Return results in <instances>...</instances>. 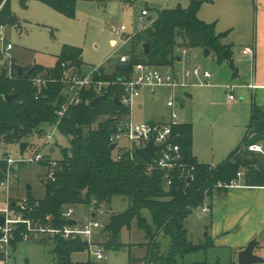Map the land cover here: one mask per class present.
<instances>
[{"label":"trees","instance_id":"trees-1","mask_svg":"<svg viewBox=\"0 0 264 264\" xmlns=\"http://www.w3.org/2000/svg\"><path fill=\"white\" fill-rule=\"evenodd\" d=\"M39 1L74 19L77 3L96 0ZM214 1L191 0L187 8L179 5L174 9L158 11L156 18L137 32L132 40L131 69L122 71L115 68L110 72L100 69L101 75H97L96 79L110 83L103 92L110 99L94 110L91 103L98 96L94 90H87L83 92L80 104L70 108L61 120L59 133L68 139L69 145L61 149L55 181H44L45 198L36 200L28 191L31 202L38 204L33 218L41 220L44 225L62 228L69 223L64 215L65 209L86 205L94 206L97 210L103 204H110L114 197H125L129 201L128 209L121 214L111 215L102 231L108 236L106 242L99 244L105 250L123 249L126 245L120 241L121 233L130 229L135 221L137 229L147 237L145 244L137 245L146 249V255L142 260L130 256L129 264H209L184 262L187 256L206 253L214 246L209 237L205 243L194 244L190 241L186 221L195 210L203 208L218 194L227 193L228 189L219 184L235 182L241 164L233 163L232 155L218 166L199 163L193 154V125L183 123L174 128V134L181 147L182 161L192 170L189 178L175 172L172 185L167 187L163 182L165 173L160 170L149 173L146 163L134 154L126 153L121 160H117L116 151L110 149V139L118 131V123L131 113L124 105L116 104L114 99H122L123 87L116 82L127 78L134 65L145 64L173 70L182 51L209 49L218 64L227 63L233 76L237 75L232 46L222 42L228 34H218L215 24L206 23L198 16L203 5ZM4 16L9 18V23L18 24V19L11 13L10 4ZM145 44L148 45L147 52L143 47ZM82 56L81 48L64 45L53 68L30 67L24 69L23 77L12 81L0 73V139L3 143L28 142L34 134L44 135L46 126L52 128L58 122V112L64 100L61 80L70 67L85 72ZM32 68L35 69L34 75L53 80L38 99L36 89L30 83L29 71ZM7 95L18 97L7 102ZM262 117L264 114L254 105L249 127ZM96 123L97 128H93ZM144 212L149 213V218ZM20 242L19 234L14 245ZM52 242L58 264H75L71 260L73 251L90 249V244L82 239L56 237Z\"/></svg>","mask_w":264,"mask_h":264},{"label":"rangeland","instance_id":"rangeland-1","mask_svg":"<svg viewBox=\"0 0 264 264\" xmlns=\"http://www.w3.org/2000/svg\"><path fill=\"white\" fill-rule=\"evenodd\" d=\"M191 0H168L160 2L159 0H96L95 2L81 1L76 5L75 18L70 19L52 8L48 7L39 0H11L10 10L13 16L18 19V24L9 30V36L16 46L17 63L19 66L27 69L31 67L42 66L44 68H53L60 54V49L64 45H70L83 50V62L85 63V72L95 68H103L110 72L119 64L122 56L130 58L132 50V40L119 39L114 34V29L122 25L127 28L126 36L132 37L143 25L148 24V20L141 22L142 10L147 7L150 9V16L154 20L158 11L166 8L176 7L180 4L186 7ZM208 8V7H207ZM211 8V7H209ZM119 39L118 47H114L111 39ZM236 52L239 48L236 47ZM188 51L189 68L200 67L202 70L210 71L215 80H224L228 83H235L232 79L231 69L228 65H219L213 58H205L201 49H190ZM180 53V52H179ZM16 56V57H17ZM185 58V59H186ZM197 86V85H194ZM192 92L195 89H190ZM217 100L226 103L227 93L224 89L218 91ZM184 94V91L181 92ZM237 97V93L233 94ZM166 92L161 96H148L143 94L135 102L131 117L136 123H146L151 119H165L170 117L171 110L166 107ZM186 106L178 107L175 113L182 123L192 122L196 112L200 114L206 112L205 102H199L195 109L192 98L186 96ZM144 104L145 109L140 110L139 105ZM223 109V108H222ZM222 109L218 111L221 113ZM215 116L210 112L208 116L201 119L202 125ZM226 120V117L224 118ZM201 125V127H203ZM97 123L93 128H97ZM200 129L202 131L207 130ZM46 132L51 128L46 126ZM208 131V130H207ZM209 132V131H208ZM28 143L31 150L26 153L29 156L35 148H43L46 156H51L58 160L61 158V149L69 145L68 139L60 133L52 145L47 144L45 134H34ZM57 143V144H56ZM54 148V150H53ZM19 156L18 144H2L0 156ZM47 169L43 166H26L19 171V178L16 180V189L20 195H28L25 187H32L31 195L36 200H43L46 195L44 181L46 180ZM129 201L125 197H114L110 204H103L100 209L94 206L78 205L73 206L72 218L78 223L89 224L97 221L100 229H95L93 236L87 241L90 244H101L107 241L108 236L102 231L107 225L109 218L113 214H121L128 209ZM93 214L97 217L94 219ZM149 218V213L144 212ZM207 214L202 213V208L197 209L186 221V229L189 231V239L194 244L203 241V228L208 222ZM101 231V232H100ZM143 238L142 233L137 230L134 221L130 229H125L121 233L120 241L126 246L119 251H107L104 254L106 261H97L92 253V249L74 250L71 260L75 264H129L130 256L142 257L144 251L137 247L139 239ZM141 242V240H140ZM145 244V243H143ZM132 245V246H131ZM20 255L17 256L18 264H58V259L54 252L55 244L48 240L45 242H23L19 246ZM221 254V252H220ZM222 255V254H221ZM235 255V254H234ZM216 259L211 253H197L185 258V263H209L215 264ZM226 260L222 258V263Z\"/></svg>","mask_w":264,"mask_h":264},{"label":"crops","instance_id":"crops-1","mask_svg":"<svg viewBox=\"0 0 264 264\" xmlns=\"http://www.w3.org/2000/svg\"><path fill=\"white\" fill-rule=\"evenodd\" d=\"M190 2L183 8H187ZM198 16L206 23L215 24L218 34H228L222 42L232 46L237 75L234 77L231 71L235 83L215 80L213 75L208 86L200 85L199 80L193 78L189 80L192 85L182 90L185 106L186 96L192 98L195 109L199 106L198 101L207 102L205 113L200 114L198 111L192 122H185L193 125V154L199 163L205 165L218 166L231 155L233 163L241 164V175L235 181L236 185L228 188L226 194H218L212 201L206 203V206L210 207V213L206 215L208 222L204 225L201 243H205L208 237L211 239L214 246L206 254L213 255L216 259L215 264H238V253L254 239L259 242L255 253L264 257V117L257 119L249 127L254 105L264 114V0H215L211 4L203 5ZM139 31L140 29L137 32ZM114 41L115 38H112L113 46ZM236 47L239 48L238 52ZM247 48L253 49L254 54H244ZM202 51L204 53V50ZM187 56L188 51L186 53L182 51L173 68L181 78L189 68ZM205 58L216 60L211 51ZM28 66L30 68L32 65ZM227 85L235 87L234 93H237V97L233 101L228 98ZM190 89L195 90L192 92ZM220 89L227 93L226 103L216 99ZM163 93L158 95L161 96ZM139 109L144 110V104H140ZM221 109L222 112L218 114ZM210 112L215 116L211 120L212 123L202 125L201 119ZM169 121L170 117L168 120L151 119L146 123ZM206 127L209 132L200 130ZM251 146H261L262 152L252 151ZM140 232L143 238L135 243L136 249L138 244L147 242L144 232ZM22 243L13 245L7 260L0 250V264H18L17 256L20 255L19 246ZM145 255L146 250L142 257L135 259L142 260ZM222 258L226 260L224 263Z\"/></svg>","mask_w":264,"mask_h":264},{"label":"built area","instance_id":"built-area-1","mask_svg":"<svg viewBox=\"0 0 264 264\" xmlns=\"http://www.w3.org/2000/svg\"><path fill=\"white\" fill-rule=\"evenodd\" d=\"M10 1L0 0V73H4L6 78L12 81L21 78L18 76V70L21 66L17 63L16 46L9 36V30L16 25L9 23V18L4 16L5 9L10 4ZM159 1L167 2L168 0ZM140 20L141 22L148 20V24L153 20L149 9L142 11ZM147 25H143L140 30H143ZM113 31L122 40H133L135 37V34L132 37L126 36L127 28L125 25L115 28ZM119 39H115L114 47H118ZM183 53H186V51H183ZM243 53L253 55L254 51L251 48H247ZM129 60L128 57L122 56L119 64L129 65ZM100 69L95 68L89 72L81 73L70 67L65 71L61 80L64 85V100L58 112L59 120L50 131L46 132L47 144L45 147L53 144L56 135L59 133L61 120L70 108L80 104L83 92L92 89L98 97L103 95L104 89L110 83L96 79L97 75H101ZM212 77L213 74L210 71L202 70L200 67L188 68L181 78L169 68L152 67L145 64L134 65L127 78L119 79L116 82L124 90L120 102L131 112L127 118L118 123V131L110 139L111 145H116L117 160H121L126 153L137 156L136 150L146 148L149 142L153 140L155 146L164 145L165 148L157 152L150 163L145 162L148 172L150 173L154 170L163 171L165 173L163 182L167 187L172 185L173 174L177 171L181 177L189 178L192 168L183 163L181 147L177 143V137L174 134V128L183 124L175 113V109L180 107L177 97H184L181 91L192 85L189 82L190 79H198L200 85L208 86ZM52 81V79L42 75H31L30 83L36 89V99L39 98L49 82ZM234 89L233 85L226 86L230 101L235 99L233 95ZM161 92L167 93L166 107L171 110L170 121L167 123H136L131 117L136 100L143 94L155 96ZM2 144L3 142L1 141L0 149ZM20 144H18V157L15 158L10 155L7 157L0 156V216L3 218V223L0 224V250L5 254V260L9 258L11 248L17 241L19 234L21 242L53 241L56 237H61L65 240H90L94 230L100 228V224L95 220L89 224L77 222L71 226L68 223L62 228H53L32 217L38 204L31 202L28 195H20L18 193L15 184L19 178V171L26 166L45 165L47 169L46 180L55 181V172L59 167V162L51 156H46L43 153V148L33 149L30 151L29 156L26 157V153L31 150V145L29 144L26 151L21 154ZM250 149L255 152H262L261 146H251ZM240 175L241 173L239 172L238 177ZM235 185V182L229 185L219 184L220 187L227 189ZM24 189L28 191L26 187ZM65 210H67V213L64 212L65 217L68 220H73L72 209ZM202 213H210V207L205 205L202 208ZM90 249H92L91 253L97 261H106L105 249L101 245L90 244Z\"/></svg>","mask_w":264,"mask_h":264},{"label":"water","instance_id":"water-1","mask_svg":"<svg viewBox=\"0 0 264 264\" xmlns=\"http://www.w3.org/2000/svg\"><path fill=\"white\" fill-rule=\"evenodd\" d=\"M145 51H148V45L145 44L144 46ZM210 54V50L209 49H205L204 50V56L207 57ZM117 70H122V71H128L129 70V65L127 64H118L115 67ZM35 69L32 68L29 71V75H32L34 73ZM25 74L24 72V68L20 67L18 70V76L19 77H23ZM18 97V95H7L5 97V100L7 102H12L14 99H16ZM109 95L107 93L103 94L102 96L97 97L95 100L92 101L91 103V107L94 110H98L100 108V106L107 100H109ZM177 101L179 102L181 108L185 107V100L182 96H178L177 97ZM114 102L118 105L121 104L120 100L115 98ZM0 144H1V139H0ZM29 146L28 142H22L20 144V151L21 154H23L27 147ZM165 148V146H155L153 140L149 142V144L147 145L146 148L144 149H137L136 150V155L142 159L144 162L146 163H150L151 160L153 159V157L155 156V154L157 152H160L161 150H163ZM110 149L112 151H114L116 149V145L113 144L111 145ZM190 181V180H189ZM28 191L32 190V187L30 185L26 186ZM14 205V203H13ZM65 213H67V210H65ZM93 218L96 217V214L92 215ZM3 223V218L0 216V224ZM77 222L75 220H69V225H75ZM259 246V242L254 239L252 240L245 249H243L242 251H240L238 253V264H264V257L259 256L255 253L257 247Z\"/></svg>","mask_w":264,"mask_h":264}]
</instances>
